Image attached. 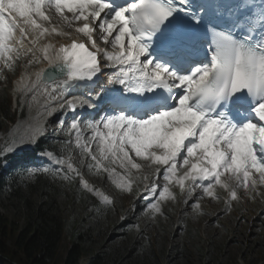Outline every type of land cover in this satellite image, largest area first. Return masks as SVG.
<instances>
[{
  "label": "snow or ice",
  "instance_id": "snow-or-ice-1",
  "mask_svg": "<svg viewBox=\"0 0 264 264\" xmlns=\"http://www.w3.org/2000/svg\"><path fill=\"white\" fill-rule=\"evenodd\" d=\"M18 68L29 115L0 158L51 123L65 137L26 178L114 206L84 170L106 176L153 220L169 203L264 199V0H0V80Z\"/></svg>",
  "mask_w": 264,
  "mask_h": 264
},
{
  "label": "rangeland",
  "instance_id": "rangeland-1",
  "mask_svg": "<svg viewBox=\"0 0 264 264\" xmlns=\"http://www.w3.org/2000/svg\"><path fill=\"white\" fill-rule=\"evenodd\" d=\"M21 70L18 68L16 72H8V79L0 80V97H14L15 106L17 97L13 94V87ZM17 108L20 112L22 110V116L10 128L13 130L18 124L21 127L29 115L26 107ZM53 126L52 139L56 142L65 139L60 129L56 130L55 125ZM22 149H17L16 152ZM72 154L78 159L76 149H72ZM63 155L67 156V151ZM73 162L75 163V159ZM84 178L96 187L111 186L105 179L106 176L97 177L86 170ZM61 183L63 195L59 197V202L67 221L73 220L79 231L95 236L102 243L96 247L98 252L105 248H126L128 242L139 241V246L146 250L152 248L151 244L156 247L160 264L177 262L172 249L179 245L192 257L194 264H264V199L260 197L254 201L243 199L240 204L234 203L227 212L224 211L222 201L217 203L210 200V203L202 206V210H208L209 214H197L190 206L181 210L179 208L185 206L183 203H169L164 206L165 216L153 220L142 214L145 204L141 195L116 194L115 190L104 188L114 195L118 208L109 217L102 218L83 195L74 193L70 184L63 181ZM178 199L182 200V197ZM0 211L11 220L23 224L21 215L7 201L0 199ZM177 217H180L178 222L175 220ZM189 230L192 237L187 235Z\"/></svg>",
  "mask_w": 264,
  "mask_h": 264
},
{
  "label": "trees",
  "instance_id": "trees-1",
  "mask_svg": "<svg viewBox=\"0 0 264 264\" xmlns=\"http://www.w3.org/2000/svg\"><path fill=\"white\" fill-rule=\"evenodd\" d=\"M15 119L9 103L0 101V131L6 132ZM46 143L42 141L43 145ZM1 144L2 139L0 147ZM5 159L10 160L12 169H3ZM16 164L10 154L0 158V199L7 201L23 219L21 225L0 211V264H160L156 247L151 244L152 248L146 250L139 246V241H127L126 248H105L98 252L96 247L102 243L95 236L79 231L73 220L67 221L59 202L63 195L60 183L46 176L31 183L22 181L20 174L12 171ZM70 188L74 193L81 192L77 184ZM86 200L102 218L113 212L92 197L86 196ZM172 250L177 262L171 264H194L180 245Z\"/></svg>",
  "mask_w": 264,
  "mask_h": 264
},
{
  "label": "bare ground",
  "instance_id": "bare-ground-1",
  "mask_svg": "<svg viewBox=\"0 0 264 264\" xmlns=\"http://www.w3.org/2000/svg\"><path fill=\"white\" fill-rule=\"evenodd\" d=\"M43 66H45V65H39V66H37V67H43ZM17 127H19V124L15 127V129L17 128ZM117 171H119V169H117ZM106 180H107V178H106ZM108 181V180H107ZM109 182V185H110V181H108ZM100 185V184H99ZM247 198H245L244 200H246ZM202 212H203V214H209V211L208 210H202ZM201 218H203V216H201Z\"/></svg>",
  "mask_w": 264,
  "mask_h": 264
}]
</instances>
